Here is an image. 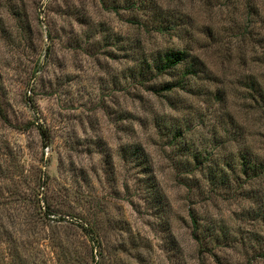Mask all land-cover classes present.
<instances>
[{
    "label": "rangeland",
    "instance_id": "374dc122",
    "mask_svg": "<svg viewBox=\"0 0 264 264\" xmlns=\"http://www.w3.org/2000/svg\"><path fill=\"white\" fill-rule=\"evenodd\" d=\"M239 2L79 0L83 7L67 8L55 0H0V196L13 180L22 193L12 201L18 206L16 223L9 221L15 232L3 214L0 228L9 239L18 233L19 245L30 254L22 264H264V108L259 99H250L249 88L255 79L264 85V0H243L242 8ZM97 11L104 16L99 29L115 37L103 44L100 55L106 60L97 58L99 49L85 46L86 33L77 34ZM196 21L211 44L185 67L164 73L153 69L159 49L155 58L147 49L160 34ZM130 29L138 34L127 35ZM40 54L44 64L33 59ZM106 70L111 89L97 75ZM158 76L167 78L150 82ZM33 79L39 93L28 87ZM89 80L101 97L96 121L103 135L90 141L67 134L69 139L60 141L62 151L70 153L66 165L50 147L55 141L47 106L65 83L77 82V95H90ZM69 107L73 114L60 112L62 119H77V108L86 105H77L73 97ZM145 111L148 116L139 114ZM129 133L138 137L135 144L120 146L118 154L105 153L118 142L117 134ZM38 143L48 151L36 159ZM156 157L165 163L156 166ZM129 160L149 174L136 180L146 191L139 202L121 196V188L129 191L119 175ZM33 169L44 174L41 188L67 175L56 205L46 194L29 195L25 173ZM81 200L87 215L77 211ZM7 203L0 200V208ZM36 217L56 225L62 239L54 242L41 234L29 240L37 230ZM48 223L43 230L51 234Z\"/></svg>",
    "mask_w": 264,
    "mask_h": 264
},
{
    "label": "clouds",
    "instance_id": "9594fccd",
    "mask_svg": "<svg viewBox=\"0 0 264 264\" xmlns=\"http://www.w3.org/2000/svg\"><path fill=\"white\" fill-rule=\"evenodd\" d=\"M45 3L48 2V0H44ZM57 4H59L61 7H67V8H73V7H83L81 3H79V0H55ZM124 0H117V3H123ZM237 7H243V0H240L239 4L236 5ZM104 20L103 14L100 12H92L91 13V23L88 25L87 28H77V34L86 33L88 35V39L84 42L85 46L88 48H91L93 50L99 49V51L96 52V56L98 59L106 60V57H103L100 55L101 52L105 51L103 48V44L108 41L112 40L115 37L107 32V31H101L98 27V22ZM69 21H66L64 26H69ZM200 22L196 21L195 23H185L181 27H177L173 29L172 32H169L167 34L161 33L160 37L157 38V41L153 46L149 47L147 51L150 54H153V58H155V50L159 49V58L164 59L168 58L171 59L177 55H181L184 53H189V55L183 59H181L176 65V68H182L185 67L191 60L192 56L196 55L197 52L207 45L211 44V41L208 40L206 36L201 35L200 30ZM138 33L134 29H130L127 35L135 36ZM63 42V40H62ZM7 49H11L12 53L14 54V49L12 48L11 44L7 46ZM7 49H6V59H8L7 55ZM35 61H38L41 64H44V58L43 55L40 54L37 57L33 58ZM127 66H131V62H126ZM124 65H113L114 68H119ZM57 76L63 75V72L60 70L55 69L53 67L51 69ZM68 71V70H65ZM37 77H39L40 73L36 74ZM98 76H104L107 87L111 89V82L108 80V77L111 75V72L109 71H101L97 72ZM167 77L158 76L156 80L150 81L151 83H159L162 79H166ZM23 79V78H21ZM86 83L89 84L88 92L91 93L90 95H84L83 92H80L79 96H83V100L79 98L77 95V88L80 86L77 82L72 83H65L62 85V87L57 91L56 97H50V102L47 106V110L50 114L51 123L48 124V128L51 131V135L54 138V143L50 146L53 150H55L58 153H61L62 156L65 158V164L68 163V158L70 157V153L67 152V150H63V145L60 143V141H67L69 139V136L67 134L71 133V138L73 140L80 139L85 140L88 139L90 141H96L100 137H102L103 133L100 129L99 124L96 121V115L97 111L100 109V95L97 92V86L94 81L89 80L86 81ZM28 87L35 88L36 92H40V85L37 83L36 79H33L31 83L28 85ZM53 88H55V80H53ZM47 91H51V89H46ZM61 93H70V95H61ZM30 95L32 93H29ZM73 97L76 98L77 105L83 103L86 105L85 109L77 108V111L74 113L77 117V119L73 120H66L62 119V117L59 115L60 112H65L66 115H72L71 109L69 107V102L73 99ZM13 99H15V95L13 94ZM39 96H34V100H38ZM55 99L57 102L52 103L51 100ZM106 101L110 102L111 97H106ZM11 102V101H10ZM115 107V105H112ZM13 107H15V104H13ZM28 109L26 108L25 111ZM41 113L39 110H36L34 112L35 116H39ZM143 116H148V112L145 111L143 113H139ZM187 115V114H185ZM16 116H19V113L16 114ZM9 118L13 121V123H16V117H13L11 113H9ZM2 123V121H0ZM199 123V121H197ZM90 125L92 126L90 128ZM117 126H121L120 122L117 123ZM199 132L203 135H207L206 129H200ZM29 136V139H31V133H27ZM118 135V142L116 140L112 141L110 145H108L105 148V153H111V154H118V149L120 146H128L135 144L138 141V137L135 135V133H129L125 136H119ZM59 138L56 140L55 138ZM88 147H93L91 144L86 145ZM48 151V149L41 148L40 144L38 143L34 149L33 154L36 159H39L41 154L43 152ZM95 151V149H94ZM92 163H96L95 159L92 161ZM153 163L152 161L149 162V164ZM160 163H165V161L161 160L159 157L155 158V165L158 166ZM136 164L135 160H129V162L123 166V171L119 174L120 175V181L121 183H128L129 185V191L124 192L121 188V196L123 199H129V200H135L139 202L141 199H143L146 196V191L141 188L139 185L136 184V180L140 179L142 181L148 179V173H140V169L134 167ZM103 165L99 164L97 165V170L99 171V168H101ZM148 164L142 165V167H147ZM25 175L27 176L30 184V188L28 190L29 195L38 198L39 195H47L50 200H52L53 204L56 205L57 201L63 197V193L57 191V189L62 188L65 185L67 175L62 174L55 177L54 180L48 182L44 188L39 187V184L41 181L45 179L44 174L36 171L35 169L26 171ZM19 179V178H17ZM10 188V191L5 192L3 196H0V200L8 201L6 205H4L2 208H0V214H3L5 217V225L9 228L10 231L15 232V229L13 228L12 224H9V221H12L13 224L16 223L18 213L17 211H14V209H18V206L13 204L12 201L19 198V195H22V193H18V184L16 180L12 181V184L8 185ZM119 187V185H117ZM180 192H184V189H179ZM94 195V194H93ZM66 203L70 204L71 200H68L66 197H64ZM85 199H92V197H88L87 194H85ZM80 205L82 207H77V211H83L85 215H87L86 211V205H84V200L80 201ZM58 206V205H57ZM34 208L36 210H39L38 205H34ZM179 210V209H175ZM35 222L37 223V230L35 234H29L28 239H33V235H35V238L38 239L41 234L46 235L49 237V239L53 240L54 242H57L62 239L61 236H58L56 234V225L48 223L46 221H43L39 217H36ZM45 223H48V227L53 229V232L51 234L44 232L43 225ZM4 229L0 228V264H22V261H27L29 259L30 254L26 251L22 250V247L19 245L17 236L18 233H16L12 239H9L7 236L3 235ZM236 233L233 232V235ZM237 249H239V245L237 244L235 246ZM236 260H239L241 257L239 255H236L235 253L232 254ZM32 259H35V256H31Z\"/></svg>",
    "mask_w": 264,
    "mask_h": 264
},
{
    "label": "trees",
    "instance_id": "16d2710c",
    "mask_svg": "<svg viewBox=\"0 0 264 264\" xmlns=\"http://www.w3.org/2000/svg\"><path fill=\"white\" fill-rule=\"evenodd\" d=\"M187 57V53L181 54V55H177L171 59L168 58H164V59H160L159 56L156 57L153 60V63L151 64L153 67V69H155L157 72H169L170 70L175 68V65L183 58ZM154 65V66H153ZM192 73H194V71H191ZM250 90L253 92V94H250V99H254V101L256 100V102L258 101H262V103L260 104L261 108H264V85H262L260 82H258L256 79L254 81H252L249 85ZM40 134L42 136V138L44 140H46V133L44 131V129H40ZM212 175V170L209 169ZM209 177H212L209 175Z\"/></svg>",
    "mask_w": 264,
    "mask_h": 264
}]
</instances>
